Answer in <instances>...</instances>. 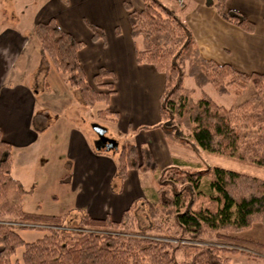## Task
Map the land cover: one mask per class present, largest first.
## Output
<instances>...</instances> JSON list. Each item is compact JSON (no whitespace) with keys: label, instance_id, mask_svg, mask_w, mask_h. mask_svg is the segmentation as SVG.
<instances>
[{"label":"trees","instance_id":"1","mask_svg":"<svg viewBox=\"0 0 264 264\" xmlns=\"http://www.w3.org/2000/svg\"><path fill=\"white\" fill-rule=\"evenodd\" d=\"M214 5L226 21L253 30V23L242 13L225 9L224 0ZM125 8L131 36L141 42V47L135 44L136 62L153 65L165 77L158 126L167 140L264 165V72L244 73L229 64L202 58L188 26L163 0H145L139 11L128 3ZM85 24L92 40L104 38L100 26ZM34 34L39 42L38 75L43 82L52 63L85 105L109 100L115 91L114 74L100 66L91 81L86 78L78 58L83 41L62 29L54 18L37 22ZM186 77H192L201 89L197 99L193 98L195 88L184 86ZM206 85L218 94L239 96L248 85L253 91L236 105L226 107L203 90ZM97 112L103 118L115 114L108 108ZM116 151L117 178L124 180L132 168L151 171L156 177L157 189L147 200L155 205L149 211L152 228L158 232L155 235L127 233L134 203L118 221L82 214L80 226L70 230L62 224L64 215L25 210L24 189L11 174L12 146L0 131V264H230V257L223 253L240 251L215 244H189L193 253L178 261V247L166 239L165 232L171 228L191 239H234L264 248L263 244L227 234L246 230L254 222L264 226V178L221 166L207 165L192 171L173 164L158 169L149 150L132 142L122 143ZM17 227L47 232L26 241ZM20 247V256L14 257Z\"/></svg>","mask_w":264,"mask_h":264},{"label":"crops","instance_id":"2","mask_svg":"<svg viewBox=\"0 0 264 264\" xmlns=\"http://www.w3.org/2000/svg\"><path fill=\"white\" fill-rule=\"evenodd\" d=\"M144 1L41 0L33 5L29 14L21 9L14 11L17 26L23 29L11 27L0 35V131L3 139L12 146L11 174L24 189L23 200L30 189L26 188L25 178L20 174L22 168L15 163V157L25 150L24 160L29 159L22 166L26 164L28 169L34 166L37 163L36 156L32 159L36 150L34 146L45 129V126L38 128L33 125L34 118H44L45 113L36 108V96L42 91L35 92L28 83V78L38 70L39 60L35 65L29 39L23 32L26 28L22 25L21 16L25 14L30 32L34 33L37 22L54 18L62 29L84 42L78 58L89 81L100 66L113 72L115 91L107 102H103L105 105L101 109L108 108L115 113L107 115L106 121L116 126L122 140L108 134L107 128L106 133L117 140L118 147L124 142L146 147L158 169L173 164L184 165L185 161L172 155L183 153L181 150H186V147L169 142L158 126L164 74L151 64L135 60V44L141 47V42L140 38L131 36L125 3L139 11ZM163 2L188 26L202 58L229 64L244 73L264 72V0H224L225 9L237 10L253 23L252 31L223 19L214 5L217 0H184L182 5L177 0ZM85 21L100 26L104 38L92 40ZM48 73L49 70L46 78ZM46 78L41 82L42 89L51 91L52 86ZM92 139L95 137L90 135L86 138L77 131L63 139V159L52 172L54 186L48 196L58 202L59 189L63 187L71 210L76 214H87L93 218L108 216L118 221L123 211L133 203L137 205L148 200L149 194L157 189L156 177L151 171L132 168L124 180L117 178L118 151H97ZM146 180L150 181L148 186ZM41 213L65 215L60 212ZM241 236L264 241V227L255 223L241 231Z\"/></svg>","mask_w":264,"mask_h":264},{"label":"rangeland","instance_id":"3","mask_svg":"<svg viewBox=\"0 0 264 264\" xmlns=\"http://www.w3.org/2000/svg\"><path fill=\"white\" fill-rule=\"evenodd\" d=\"M39 2H41V0H0V35L11 27H19L20 29H23L19 25L17 26L14 18L16 15L14 11L21 9L24 13L27 12V14H29L33 5L38 4ZM25 16L26 14L24 17L21 16L23 20L22 25L26 28V31L23 32L29 39L30 53L33 57L34 64L36 65L40 57L39 42L35 34L27 30L28 24ZM50 64L51 66L46 79L52 86L51 91L42 89L41 82L43 81L38 75V70L33 73L31 78H28V83L31 84L32 90H39V92L40 90L42 91L40 92V95L37 94L36 96V108L38 111L45 113V115H43L44 118H34L33 120L34 127L41 128L45 126L39 141L34 146L36 150L32 154V159L36 156L37 163L34 164V166L29 167V169L26 168V164H24V167L22 166L23 163L29 159L24 160L25 150L17 153L15 163L18 167L22 168L20 174L25 178L26 188L30 189L23 200L24 209L27 211L37 210L40 212H60V214H65L62 224L65 228L70 230L77 229V227L80 226L81 214H76L75 210H71L72 206L68 202L66 189L60 187V199L58 202L50 200L48 196L50 190L54 186L52 181L54 176L52 172L56 170L58 167L57 165H59V163L61 164L63 159L61 153L63 139L68 138V135L71 134L72 131H77L86 136V138L90 135L96 138V134L91 127L92 123H98L106 127L107 133L110 135L112 134L119 140L121 139V135L114 124L107 122L106 118L98 115L97 111L103 108L105 104L103 102H97L93 105H85L78 92L65 81V75L57 71L52 63ZM184 86L186 88H195V93L193 95L194 99H197L200 96L201 89L195 86L192 77H186L184 79ZM36 87H40L41 89H35ZM203 90L218 104L229 107L231 105H236L247 98L252 93L253 88L251 85H248L244 93L239 96L218 94L210 85L205 86ZM94 140L95 139H92V144ZM181 151H183V153L173 154L172 156H177L180 160L185 161L182 168L187 170L194 171L204 169L207 165L221 166L264 178V165L243 162L226 156L210 153L199 147H186V150ZM65 172H68V168H66ZM146 179L148 178L146 177ZM146 182L145 184L148 186L150 181L148 182V180H146ZM154 207L155 205L152 207L150 202L148 203L147 201L135 205L130 213L131 216L128 223L131 225L127 228V231H129L127 233L144 232L148 235H155L158 233L152 228L153 219L150 218L149 215L150 209ZM157 223L159 222L157 221L155 224ZM255 223L261 224L260 222H254L252 225ZM37 225L45 226L40 224ZM16 229L26 241L36 240L47 232L44 229L36 227H17ZM241 231H230L227 234L232 237L264 245L263 240L260 241L243 238L241 236ZM165 233L168 235V238L166 239L169 240L173 246L178 247L175 251V257L178 261L185 260L193 253L189 244L199 246H201V244H215L218 247L229 249L236 248L240 251H244L235 253L225 251L223 255L230 257V264H264V248H260L257 245L249 243L245 244L234 239H220L207 236H199L196 239H191L188 235L183 236L180 234L177 228H171V231ZM21 252L22 247L17 249L14 257H19Z\"/></svg>","mask_w":264,"mask_h":264},{"label":"water","instance_id":"4","mask_svg":"<svg viewBox=\"0 0 264 264\" xmlns=\"http://www.w3.org/2000/svg\"><path fill=\"white\" fill-rule=\"evenodd\" d=\"M92 130L96 134V138L93 142L94 148L97 151L106 152V151H112L115 152L118 142L116 139L112 137H108L106 133V127L98 124V123H92L91 124Z\"/></svg>","mask_w":264,"mask_h":264},{"label":"built area","instance_id":"5","mask_svg":"<svg viewBox=\"0 0 264 264\" xmlns=\"http://www.w3.org/2000/svg\"><path fill=\"white\" fill-rule=\"evenodd\" d=\"M177 1H178L179 4L182 5V3H183L184 0H177Z\"/></svg>","mask_w":264,"mask_h":264}]
</instances>
